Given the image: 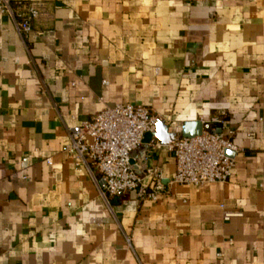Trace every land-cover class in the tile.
I'll return each mask as SVG.
<instances>
[{
    "label": "crops",
    "instance_id": "0c3cea01",
    "mask_svg": "<svg viewBox=\"0 0 264 264\" xmlns=\"http://www.w3.org/2000/svg\"><path fill=\"white\" fill-rule=\"evenodd\" d=\"M23 1L41 11L25 37L0 11V264H264V0ZM128 102L160 118L132 153L162 172L157 201L106 199L63 150ZM218 113L232 177L170 183L168 144Z\"/></svg>",
    "mask_w": 264,
    "mask_h": 264
},
{
    "label": "built area",
    "instance_id": "2783aa9c",
    "mask_svg": "<svg viewBox=\"0 0 264 264\" xmlns=\"http://www.w3.org/2000/svg\"><path fill=\"white\" fill-rule=\"evenodd\" d=\"M0 11L13 18L22 37L31 31L32 21L41 14L37 3L23 0H0ZM159 119L148 106L117 103L82 121L80 129L70 133L63 150L70 153L77 166L97 167L102 178L98 183L100 192L106 199L135 190L139 199L157 201L168 191L162 172L133 163L132 153L147 131L156 130ZM226 123L225 113L212 115L202 120L199 134L178 135L168 144L176 163L170 183L203 185L226 182L232 177L238 146L234 140L236 130ZM240 215L239 211L225 210L223 217L229 220Z\"/></svg>",
    "mask_w": 264,
    "mask_h": 264
},
{
    "label": "water",
    "instance_id": "95a60500",
    "mask_svg": "<svg viewBox=\"0 0 264 264\" xmlns=\"http://www.w3.org/2000/svg\"><path fill=\"white\" fill-rule=\"evenodd\" d=\"M157 125L159 126V125H160V123H158ZM217 131H218V132H220V131H221V129H220V128H218V129H217ZM191 136H192V135H191Z\"/></svg>",
    "mask_w": 264,
    "mask_h": 264
}]
</instances>
